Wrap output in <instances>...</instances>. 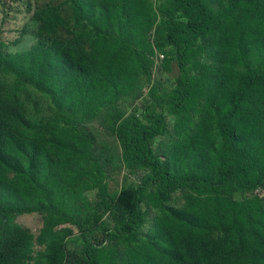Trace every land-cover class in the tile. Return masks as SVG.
Returning a JSON list of instances; mask_svg holds the SVG:
<instances>
[{"label":"trees","instance_id":"16d2710c","mask_svg":"<svg viewBox=\"0 0 264 264\" xmlns=\"http://www.w3.org/2000/svg\"><path fill=\"white\" fill-rule=\"evenodd\" d=\"M160 1L30 4L24 52L0 32V264H264V0ZM158 54L179 68L171 95L153 84ZM145 85L143 119L127 115ZM96 122L142 183L109 192ZM100 211L116 226L71 252V226Z\"/></svg>","mask_w":264,"mask_h":264},{"label":"rangeland","instance_id":"374dc122","mask_svg":"<svg viewBox=\"0 0 264 264\" xmlns=\"http://www.w3.org/2000/svg\"><path fill=\"white\" fill-rule=\"evenodd\" d=\"M44 0H3L0 4V32L6 44L4 53L28 51L34 45V25L30 23L32 13L27 12L28 6H35L38 2ZM47 1V0H46ZM52 1V0H50ZM167 0H161L158 4H164ZM223 3L217 2V9L221 8ZM168 50L167 47L164 48ZM170 50V49H169ZM164 51V50H163ZM165 56L158 54L155 60L153 71V84H159L163 93L171 95L176 89V80L179 76V68L174 62L170 68L163 67ZM149 86L145 85L139 95L130 98L126 103L127 115H136L143 119V113L148 106ZM165 114L170 123V131L166 136L160 137L153 141L156 152L164 158H167L172 145L177 140L179 131L175 128L177 122L175 117L168 111ZM92 133L95 139V155L102 162L109 177V192L115 194L125 188L136 186L143 182L144 176L140 173H131L126 170L123 160L120 144L116 136L104 125L96 122L92 127ZM256 194H260L256 192ZM91 200H97V194H89ZM147 195L145 196V200ZM144 209L148 213L145 232L150 235L153 232L151 228L154 213L147 204ZM18 222L37 234L40 227L38 216H25ZM116 219L104 211L94 213L93 220L86 225L84 230L73 227V236L68 239V246L71 252L79 249L83 243V238L94 241L97 237L102 236L104 227H115Z\"/></svg>","mask_w":264,"mask_h":264}]
</instances>
